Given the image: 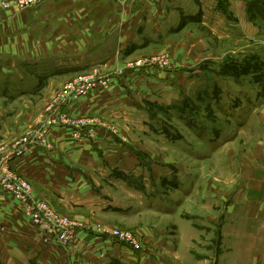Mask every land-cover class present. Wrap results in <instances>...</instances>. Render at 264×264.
I'll return each instance as SVG.
<instances>
[{"label":"rangeland","instance_id":"obj_1","mask_svg":"<svg viewBox=\"0 0 264 264\" xmlns=\"http://www.w3.org/2000/svg\"><path fill=\"white\" fill-rule=\"evenodd\" d=\"M120 1L126 6L123 0ZM130 1L131 10L127 11L132 16L141 12L134 10L141 0ZM184 1L199 12L196 17L184 16L185 12L167 8L168 18L178 28L168 31L160 42L148 43L120 55L116 68H109L110 63L106 68L95 66L100 72L108 73L144 56L167 55L168 69L143 74L151 79L156 76V81L159 80L157 86L151 81L147 83L161 106L167 102L174 103L175 107L169 110L163 105L162 108L143 99L142 92L134 93L136 101L140 100L136 103V112L139 115L148 112L153 119L151 129L155 133L150 130L152 134L149 136L138 133L128 121L101 117L116 127L122 139L147 154L148 163L143 164L145 175L149 178L150 192L157 195H150L148 210L136 205L138 212L132 217L93 211L94 208L80 210L57 199L48 202L60 216L83 222L85 228L82 231L89 233L82 241V248L75 242L81 231L79 228L68 243V247L75 251V264H94L87 260L86 254H96L95 239L98 236L113 239L111 233L117 229L132 232L138 239V247L121 245L137 252L150 249L151 254L147 255L159 257L167 263L178 260L179 264H261L264 259V124L261 123H264V0H212L213 11H210L211 7L205 9L206 0ZM89 3L87 0H47L36 6L38 11H35L36 7L27 11L31 13H27L19 28L16 29L17 24L7 26V51L14 52L15 40L33 34L34 41L17 51L23 53L25 47L35 50L40 60L41 54L52 51L48 44L56 47L57 40L78 28L80 18L85 21L84 6ZM111 4V0H97L95 5ZM64 16L70 17L72 24L77 21L72 26L74 28H69L62 20ZM95 16L98 19L103 17L101 8ZM91 17L94 16L90 9ZM226 19L232 24L230 33L221 24ZM215 22L221 24L220 30L216 25V28L212 27ZM92 30L94 32L95 26ZM105 32L94 33L95 40L107 36L108 32ZM84 34L85 31L81 37ZM54 61L60 62V58L56 56ZM49 63L42 60L40 66L44 68ZM18 67L23 76H33ZM91 69L55 73L40 80L37 92L21 99L6 98L0 93L3 117L0 149L10 148L32 130L36 132L47 104L58 89ZM19 122H23L22 127L28 124L22 130L24 132L5 139L4 128ZM163 129H167L166 139L162 137L158 141L156 133ZM80 168L85 169L86 176L98 179L92 170ZM32 188L35 192L33 185ZM103 188L106 196L111 198L126 195L117 193L119 190L109 185ZM158 189L165 199L159 204ZM197 189H204V197H195ZM256 213L259 215L254 217L252 214ZM239 214L246 217H239ZM150 235L154 239H166L165 253L145 243L144 239L148 241ZM255 239L257 243H254ZM234 240L237 244L233 243ZM175 250L179 253L177 257ZM82 251L85 252L83 256Z\"/></svg>","mask_w":264,"mask_h":264},{"label":"crops","instance_id":"obj_2","mask_svg":"<svg viewBox=\"0 0 264 264\" xmlns=\"http://www.w3.org/2000/svg\"><path fill=\"white\" fill-rule=\"evenodd\" d=\"M87 1L92 4L89 3L84 6L85 21L82 22L80 18L78 28L65 34V38L57 40L56 47L48 44V48H51L52 51L41 54L40 60L36 56L35 50L25 47L23 53L17 51L34 41L33 34H27L25 38L20 37L15 40L16 42L12 48L14 52H8L6 48L8 43L7 26L17 24L16 29L19 28L23 24L21 21L27 15V11L39 6L36 5L24 10L15 7L5 10L0 9V93H3L6 98L21 99L37 92L40 88V80L53 76L55 73L91 69L95 66L106 68L109 63V68H116V61L120 55H126L148 43L160 42L168 34V31L178 28L177 24L168 18L167 8L185 12L184 16L191 18L196 17L199 13L195 8L188 6V3L184 0H165L169 4L168 6L163 3V0H146L145 3L144 0H141L135 5L134 9L136 11L141 10V12L139 11L134 16L128 12L131 10L130 0H123L126 6H123L120 0H111V6L103 5V7H98V4L95 5L97 0ZM206 1L205 9L211 7L210 11H213L215 8L214 0ZM44 4L47 6V3ZM37 7L35 11H38ZM44 7L41 6L40 8ZM100 8L103 11V17L98 19L99 17L96 18L95 12H99ZM90 9L94 16L91 18H89ZM106 17L107 21L105 20ZM132 19L134 20L132 21ZM62 20L67 23L69 28H74L72 26L77 24V21L72 24L70 17L65 18L64 16ZM20 23L22 24L18 27ZM221 24L225 28L224 30L230 33L232 26L230 20L226 19ZM221 24L215 22L212 27H218L220 30ZM93 25L95 26L94 32L92 30ZM83 31H85V34L81 37ZM100 31L108 32L107 36L95 40L94 33ZM109 37H111L110 40ZM66 39L69 40L66 41ZM89 46H91V49H87ZM56 56L60 58V62L54 61ZM42 60L50 63L42 68L40 66ZM18 65L28 73L33 74V76L29 78L20 74ZM153 77L151 79L144 74L135 72L118 77L113 81L111 90L93 92L75 105L73 111L77 115H98L116 120H125L138 133L149 136L154 132L151 129L153 119L148 115L147 110L148 116L139 115L136 112L138 110L136 103L140 100L136 101L134 93L136 91L142 92L145 97L143 99L161 106V102L154 94H151V90L148 88V81L153 82L156 86L159 85V80L156 81V76ZM163 105L162 108L168 106L169 110L175 107L174 103L167 104L166 102ZM2 120L0 105V127L2 126ZM21 124L23 122L9 124L4 128L5 139L8 140L18 134L21 135L24 132L22 130H25L26 125H28L22 127ZM166 130H158L159 133H156V135H159L158 141L162 137L166 139ZM101 136L102 138L98 144L90 140L77 141L73 139L71 132L65 127L54 126L48 136L53 143V148L47 151L41 148H29L23 158L13 162V168L33 185L34 194L47 202L53 203L57 199L56 201H62L66 206L74 205L80 210L94 208L93 211L126 217H132L138 212L136 205L148 210L150 208V198L155 197L157 194L150 192L149 183L147 182L149 178L145 175L144 169L146 168L143 164L148 163V160H146L147 154L137 150L128 142H122L117 137L105 135L103 138V135ZM165 139L164 142H166ZM78 166L92 170L98 179L86 176L84 174L86 173L85 169L83 170ZM259 166L261 167V165ZM165 180L168 182L166 178ZM107 184L120 191L117 193H125L126 195L116 198L106 196L103 187L108 186ZM195 191V197L199 195L204 197V189ZM157 193L159 194L157 203L165 202L159 189ZM122 198H125V200L123 201ZM229 213L232 212L229 211ZM252 215L257 217L259 214ZM242 216L246 217V215L239 214V217ZM185 219L189 220V218ZM81 231L78 232L75 241L77 246L80 244V248L83 247L82 241L85 240V236L89 234ZM233 231L240 233L237 230ZM145 233L147 235V232ZM42 237L41 228L33 224L23 213V205L0 188V264L76 263L75 251L73 252L69 247H63L59 243H45ZM153 237L148 236V241L144 239L145 243L149 246L151 244L154 249L165 253L164 249L167 250L166 239H154ZM256 241L255 239L254 243H257ZM236 242V240L233 241L237 244ZM94 246L96 254L91 250L90 255L86 254L87 260H91L94 264H172L159 257L147 255L146 253L151 254L150 249L141 252L133 251L121 245L120 242H115L113 239L103 236H98L95 239ZM82 250L84 251L85 248ZM83 251L80 253L82 256L85 254ZM254 251L255 253L258 252L256 249ZM174 252L177 257L179 253L176 250ZM173 264H179L178 260H174ZM261 264H264V259Z\"/></svg>","mask_w":264,"mask_h":264},{"label":"built area","instance_id":"obj_3","mask_svg":"<svg viewBox=\"0 0 264 264\" xmlns=\"http://www.w3.org/2000/svg\"><path fill=\"white\" fill-rule=\"evenodd\" d=\"M46 1L0 0V9L5 10L13 4L19 10H24ZM169 62V57L162 54L138 58L108 73L100 72L98 67L92 68L58 89L47 104L36 132L32 130L22 135L10 148L0 149V188L23 205L24 214L41 228L45 243L55 242L68 247L74 231L84 229L85 225L80 220L60 216L48 202L35 198L31 183L17 173L13 162L23 158L29 148L52 149L53 143L48 136L54 126L65 127L77 141L90 140L98 144L101 135L103 138L108 135L126 142L119 136L116 127L100 116L77 115L73 107L93 92L111 90L113 81L118 77L131 72L150 74L155 69H168ZM111 235L117 242L138 247L137 236L132 232L117 229Z\"/></svg>","mask_w":264,"mask_h":264}]
</instances>
